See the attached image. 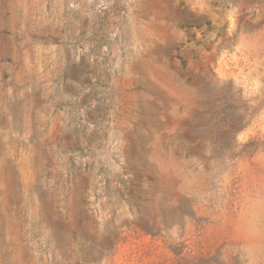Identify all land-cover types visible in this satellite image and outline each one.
Masks as SVG:
<instances>
[{
  "label": "rangeland",
  "instance_id": "374dc122",
  "mask_svg": "<svg viewBox=\"0 0 264 264\" xmlns=\"http://www.w3.org/2000/svg\"><path fill=\"white\" fill-rule=\"evenodd\" d=\"M0 264H264V0H0Z\"/></svg>",
  "mask_w": 264,
  "mask_h": 264
}]
</instances>
